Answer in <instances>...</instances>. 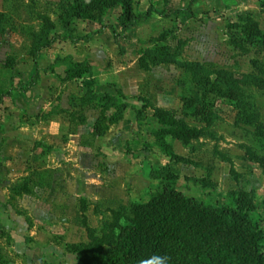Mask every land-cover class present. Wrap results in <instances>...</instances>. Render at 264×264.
I'll return each instance as SVG.
<instances>
[{
  "label": "rangeland",
  "instance_id": "rangeland-1",
  "mask_svg": "<svg viewBox=\"0 0 264 264\" xmlns=\"http://www.w3.org/2000/svg\"><path fill=\"white\" fill-rule=\"evenodd\" d=\"M72 2L0 0V12L13 25L0 36L1 79L31 82L33 38L42 27L38 15L49 16L63 32L59 18ZM151 6L153 17L119 43L114 30L97 34V22L77 21L79 35L92 39L58 42L44 51L39 85L0 109V264H80L69 247L90 243L114 213L132 216L136 203L148 201L158 189L152 166L170 165L183 186L187 178L212 183L221 204L231 192H247L264 211V0H141L139 8ZM117 15L110 11L104 21L120 32ZM253 26L262 33L260 44L250 40ZM158 45L183 62L235 75L237 99L250 104L243 122H237L241 112L234 97L213 82L202 88L175 64L146 69L142 51ZM9 57L16 59L14 70L6 66ZM59 57L90 61L98 91L122 92L142 112L144 128L134 110L114 123L87 97L90 81L68 79L67 62L51 71ZM154 108L203 132L190 144L172 142L189 164L169 162L141 144L156 123ZM208 117L215 119L212 126Z\"/></svg>",
  "mask_w": 264,
  "mask_h": 264
},
{
  "label": "trees",
  "instance_id": "trees-1",
  "mask_svg": "<svg viewBox=\"0 0 264 264\" xmlns=\"http://www.w3.org/2000/svg\"><path fill=\"white\" fill-rule=\"evenodd\" d=\"M141 0H73L59 18L63 32L49 16L39 14L41 32L34 36L32 57L36 65L31 82L16 83L14 77L10 86L0 78V109L8 99L28 94L39 85L44 70L39 65L40 55L58 42H89L92 37L79 35L77 21L97 22L101 26L97 34L108 29L114 30L118 43L127 31L148 22L156 12L151 6L141 11ZM196 0H192V4ZM117 10V24L120 32L104 16ZM11 19L0 12V36L10 31ZM262 33L253 26L250 40L260 44ZM142 64L146 69L161 64H175L190 73L193 82L202 88L213 82L220 87L222 94L232 98L240 110L237 122H243L242 116L250 104L237 99L240 90L235 75L229 72H210L199 63H186L173 55L167 46L158 45L142 51ZM68 63L67 77L71 80L90 81L87 97L102 106L111 114L114 123L125 120L127 113L134 110L142 128L146 119L140 110L127 101L122 92L112 94L98 91L99 79L92 63L88 60L76 62L70 58H57L50 70ZM7 68H16V59L8 58ZM215 77V78H214ZM248 82V81H246ZM154 126L144 131L142 136L145 150L158 149L169 162L189 164L190 161L180 155L173 141L190 144L203 136L199 129L191 127L185 121L163 109L154 108ZM244 117V116H243ZM208 126L215 119L208 117ZM143 131V130H142ZM264 148V131L259 133ZM130 144V143H129ZM129 152V151H128ZM264 173V158L261 161ZM150 177L158 183V189L146 202L133 206L132 216L121 212L113 215L101 235L88 244H77L69 250L77 256L80 264H139L157 254L167 256L169 264H264V211L260 212L254 199L247 192H231L224 203L213 195L214 185L206 180L187 178V184H181L179 176L170 165L152 166Z\"/></svg>",
  "mask_w": 264,
  "mask_h": 264
},
{
  "label": "clouds",
  "instance_id": "clouds-1",
  "mask_svg": "<svg viewBox=\"0 0 264 264\" xmlns=\"http://www.w3.org/2000/svg\"><path fill=\"white\" fill-rule=\"evenodd\" d=\"M139 264H169L167 256L154 254L147 259H141Z\"/></svg>",
  "mask_w": 264,
  "mask_h": 264
},
{
  "label": "crops",
  "instance_id": "crops-1",
  "mask_svg": "<svg viewBox=\"0 0 264 264\" xmlns=\"http://www.w3.org/2000/svg\"><path fill=\"white\" fill-rule=\"evenodd\" d=\"M12 78H10V79H2V83L6 86V88H8L9 86H10V80H11Z\"/></svg>",
  "mask_w": 264,
  "mask_h": 264
}]
</instances>
